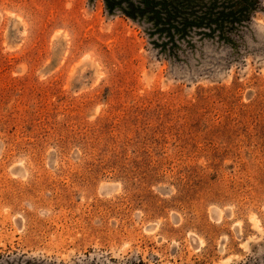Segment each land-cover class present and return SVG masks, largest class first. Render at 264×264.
Returning <instances> with one entry per match:
<instances>
[{"label": "rangeland", "instance_id": "obj_1", "mask_svg": "<svg viewBox=\"0 0 264 264\" xmlns=\"http://www.w3.org/2000/svg\"><path fill=\"white\" fill-rule=\"evenodd\" d=\"M218 1L0 0V264H264V0Z\"/></svg>", "mask_w": 264, "mask_h": 264}, {"label": "trees", "instance_id": "obj_2", "mask_svg": "<svg viewBox=\"0 0 264 264\" xmlns=\"http://www.w3.org/2000/svg\"><path fill=\"white\" fill-rule=\"evenodd\" d=\"M105 1L111 12L117 7L122 9V5L126 3L127 8L123 11L125 15L134 20L149 14L155 26L161 28V33L165 32L170 41L175 39L176 34L185 33L194 27L213 28L217 26L223 31L226 24L240 23L238 15H242L246 8L248 9V4H245L241 10L237 7L233 10L220 4L218 0H136L139 2L138 5L133 2L134 0ZM219 6L223 7L219 8ZM199 11L203 16L198 14Z\"/></svg>", "mask_w": 264, "mask_h": 264}]
</instances>
